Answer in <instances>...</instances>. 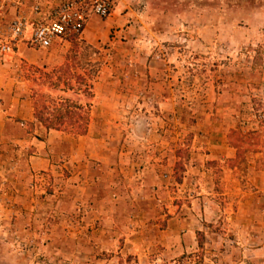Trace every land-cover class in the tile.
Segmentation results:
<instances>
[{
    "label": "rangeland",
    "instance_id": "374dc122",
    "mask_svg": "<svg viewBox=\"0 0 264 264\" xmlns=\"http://www.w3.org/2000/svg\"><path fill=\"white\" fill-rule=\"evenodd\" d=\"M31 50L14 60L13 74L27 76L33 112L67 110L59 128L72 137L87 129L94 84L106 96L140 89L167 97L120 106V124L135 133L109 138L133 141L144 124L161 128L144 138L162 143L173 162L167 202L202 208V228L194 252L138 264H264V0H121L78 36ZM134 79L143 85L131 87ZM220 144L229 151L213 150ZM46 173L31 178V201L6 199L0 183V264H107V253L88 258L82 234L70 237L66 217L45 199L64 184Z\"/></svg>",
    "mask_w": 264,
    "mask_h": 264
},
{
    "label": "crops",
    "instance_id": "0c3cea01",
    "mask_svg": "<svg viewBox=\"0 0 264 264\" xmlns=\"http://www.w3.org/2000/svg\"><path fill=\"white\" fill-rule=\"evenodd\" d=\"M13 15L11 8L2 11L0 25H5ZM29 51L33 50L19 45L11 57L0 59L2 196L31 201L28 189L31 178L44 171L50 173H46L47 177L56 176L53 181L64 184L63 191L45 199L56 213L66 217L70 237L75 240L77 234H82L84 245L91 246L89 259L107 253L102 263H174L194 252L204 210L198 206L174 208L167 202L173 194V162L162 143L144 138L160 134L161 128L154 123L144 124L141 137L132 141L126 140L130 136L127 131L130 134L135 131L127 128L126 122L120 124L121 119L125 120L120 106L123 108L131 101L138 107L145 99L164 103L167 97L156 91L143 94L140 89L130 95L106 96L97 83L91 88L92 106L84 135L72 137L60 130H45L33 118L27 76L17 79L13 74L14 60ZM11 59L12 62H7ZM125 83L122 82L124 86ZM128 83L131 87L143 85L139 79ZM131 114L136 112L133 110ZM112 133L126 138L112 144L113 139L109 138ZM215 149L229 151L224 144ZM63 172L65 176L57 179ZM259 185L263 189L264 185ZM160 203L168 206L161 208ZM245 209L240 210L242 214L249 210Z\"/></svg>",
    "mask_w": 264,
    "mask_h": 264
},
{
    "label": "built area",
    "instance_id": "2783aa9c",
    "mask_svg": "<svg viewBox=\"0 0 264 264\" xmlns=\"http://www.w3.org/2000/svg\"><path fill=\"white\" fill-rule=\"evenodd\" d=\"M119 0H0V13L14 10L0 25V59L11 57L19 45L47 49L53 42L78 36L92 17L109 16Z\"/></svg>",
    "mask_w": 264,
    "mask_h": 264
},
{
    "label": "trees",
    "instance_id": "16d2710c",
    "mask_svg": "<svg viewBox=\"0 0 264 264\" xmlns=\"http://www.w3.org/2000/svg\"><path fill=\"white\" fill-rule=\"evenodd\" d=\"M91 97L88 96V98ZM74 107V106H73ZM62 106L59 104L56 106V108L49 114H44V116L40 112H33V118L35 121H37L45 130H60L59 125L61 124V120L68 118L67 110H62ZM229 139L232 143L233 147L236 151H239V148L241 147V144L243 143L240 137H238V134H236L235 131H230L229 133ZM238 154V153H237Z\"/></svg>",
    "mask_w": 264,
    "mask_h": 264
}]
</instances>
